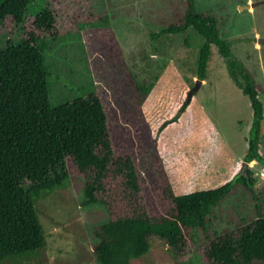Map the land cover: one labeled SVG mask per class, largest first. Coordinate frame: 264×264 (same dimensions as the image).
Here are the masks:
<instances>
[{"label": "rangeland", "instance_id": "1", "mask_svg": "<svg viewBox=\"0 0 264 264\" xmlns=\"http://www.w3.org/2000/svg\"><path fill=\"white\" fill-rule=\"evenodd\" d=\"M47 7L56 13L59 28L56 38L44 41L52 106L98 91L107 108L115 152L133 153L143 171L139 159L145 161L144 143L150 136L148 123L134 103L131 78L150 85L143 109L151 124L173 116L188 97L187 107L158 137L159 153L175 191L216 187L248 166L255 179L253 191L240 186L212 206L207 231L220 233L256 217L257 205L264 213V164L243 159L252 121L248 95L214 44L206 78L199 80L202 34L192 27L161 31L182 14L184 0H32L23 24L17 25L10 16L0 20V47L7 40L20 43L34 14ZM194 7L216 16L235 60L260 85L264 103V0H194ZM237 78L244 82L238 73ZM260 147L264 152V129ZM68 168L62 187L41 190L34 198L43 246L20 258L8 256L1 264H98L92 230L108 220L107 211L102 203L80 204L84 179L73 165ZM147 178L143 171L152 199ZM191 235L185 259L175 256L163 238L152 235L149 251L131 262L206 264L201 254L206 237L199 230Z\"/></svg>", "mask_w": 264, "mask_h": 264}, {"label": "trees", "instance_id": "2", "mask_svg": "<svg viewBox=\"0 0 264 264\" xmlns=\"http://www.w3.org/2000/svg\"><path fill=\"white\" fill-rule=\"evenodd\" d=\"M31 1L0 0V20L10 16L17 25L23 24ZM184 6L176 21L161 31L174 33L192 27L203 35L196 70L199 80L206 78L211 45L217 46L251 103L252 121L243 159L264 164L260 85L235 60L216 16L197 11L194 0H184ZM56 17L51 7L43 9L34 14L20 43L7 40L0 47V264L8 256L20 258L43 246L44 232L34 198L41 190L62 187L70 174L68 164L84 179L80 204L102 203L107 211L108 220L92 230L97 238L92 251L98 264H132L131 259L149 251L152 235L163 238L175 256L185 259L190 254L193 230L207 239L201 249L206 264H264V213L260 205L256 217L234 228L215 234L207 231L212 206L240 186L253 191L255 179L250 167L216 187L175 191L159 153L158 137L187 107L188 97L173 116L154 125L143 109L150 85L131 78L134 103L148 123L150 139L144 143L143 156L147 162L139 161L152 199L138 157L115 152L107 108L98 91L52 106L44 41L58 36Z\"/></svg>", "mask_w": 264, "mask_h": 264}, {"label": "crops", "instance_id": "3", "mask_svg": "<svg viewBox=\"0 0 264 264\" xmlns=\"http://www.w3.org/2000/svg\"><path fill=\"white\" fill-rule=\"evenodd\" d=\"M196 1V0H195ZM210 3L213 1V0H208ZM198 2V1H197Z\"/></svg>", "mask_w": 264, "mask_h": 264}]
</instances>
